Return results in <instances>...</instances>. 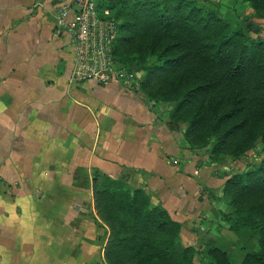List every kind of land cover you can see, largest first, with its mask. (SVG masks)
<instances>
[{
	"label": "crops",
	"instance_id": "0c3cea01",
	"mask_svg": "<svg viewBox=\"0 0 264 264\" xmlns=\"http://www.w3.org/2000/svg\"><path fill=\"white\" fill-rule=\"evenodd\" d=\"M62 2L74 8L0 0V264L119 263L93 170L140 187L180 223L184 242L237 237L217 208L226 170L198 164L183 124L168 125L171 104L116 81L69 79L72 37L55 20Z\"/></svg>",
	"mask_w": 264,
	"mask_h": 264
},
{
	"label": "trees",
	"instance_id": "16d2710c",
	"mask_svg": "<svg viewBox=\"0 0 264 264\" xmlns=\"http://www.w3.org/2000/svg\"><path fill=\"white\" fill-rule=\"evenodd\" d=\"M264 15V0H247ZM117 22L111 45L115 62L142 70L138 90L147 99L173 98L172 128L183 124L185 145L228 163L256 143L259 158L246 169L226 171L221 191L229 210L227 228L254 237L258 249L239 264H264V35L246 22L233 24L195 0H103ZM230 159V160H229ZM92 192L99 218L109 226L112 264H195L201 240L180 242V223L151 204L140 187L93 170ZM213 263L227 254L204 245Z\"/></svg>",
	"mask_w": 264,
	"mask_h": 264
},
{
	"label": "built area",
	"instance_id": "2783aa9c",
	"mask_svg": "<svg viewBox=\"0 0 264 264\" xmlns=\"http://www.w3.org/2000/svg\"><path fill=\"white\" fill-rule=\"evenodd\" d=\"M73 3V9L67 3H60L55 12L56 22L72 37L69 79L116 81L126 90L138 89L142 70L128 69L112 58L111 45L118 32L111 10L99 6L98 0H73ZM198 164L217 166L219 171L226 169L225 163L219 164L206 155L198 156Z\"/></svg>",
	"mask_w": 264,
	"mask_h": 264
},
{
	"label": "rangeland",
	"instance_id": "374dc122",
	"mask_svg": "<svg viewBox=\"0 0 264 264\" xmlns=\"http://www.w3.org/2000/svg\"><path fill=\"white\" fill-rule=\"evenodd\" d=\"M195 1L204 4L209 8L214 9L222 18L233 24L246 22V24L250 26L252 33H255L257 31L256 35L259 37H263L264 15L259 16L254 14V10L247 0H195ZM253 25H256L257 27L256 30L252 29ZM172 101L173 98L164 99L165 103L171 105H172ZM260 151H261V144L256 143L252 148L247 149L237 159L235 160L229 159L231 162L225 164L226 165L225 170L237 172L239 171L238 169H246L247 167H250L253 164V162L259 158L258 156L262 152ZM195 152L197 153L198 156H204V155L207 156V154L203 151V148H196ZM217 208L220 216L222 213L230 209L228 206V198L222 194V191L219 192V197L217 200ZM224 239L226 240H224L225 242L222 244L215 243L216 242L215 239L211 240V243H207V242L204 243L203 236L202 238L197 239V240H201L203 246L199 249L197 253L198 262L196 261L195 264L213 263L211 256H209L207 252L204 250V245L206 244H212L214 246H218V248L223 249L226 252L228 258L227 263H221V264H239V261L244 251L248 249H255V250L258 249V245L255 243L254 237H251L245 233L237 234V237L234 236H230V238L224 237ZM179 240L180 242H184L183 239L180 237V235H179ZM228 242L231 243L229 246H227Z\"/></svg>",
	"mask_w": 264,
	"mask_h": 264
},
{
	"label": "water",
	"instance_id": "95a60500",
	"mask_svg": "<svg viewBox=\"0 0 264 264\" xmlns=\"http://www.w3.org/2000/svg\"><path fill=\"white\" fill-rule=\"evenodd\" d=\"M256 28H257L256 25H253L252 29H253V30H256Z\"/></svg>",
	"mask_w": 264,
	"mask_h": 264
}]
</instances>
